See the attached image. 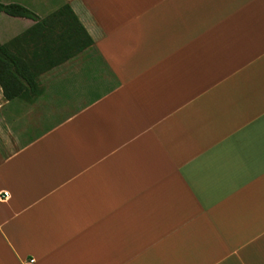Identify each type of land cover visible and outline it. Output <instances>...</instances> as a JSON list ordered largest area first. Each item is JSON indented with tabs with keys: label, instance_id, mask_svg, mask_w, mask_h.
I'll return each mask as SVG.
<instances>
[{
	"label": "crops",
	"instance_id": "obj_1",
	"mask_svg": "<svg viewBox=\"0 0 264 264\" xmlns=\"http://www.w3.org/2000/svg\"><path fill=\"white\" fill-rule=\"evenodd\" d=\"M61 2L80 53L59 6L0 0L38 17L0 45L57 65L0 88V264H264V0Z\"/></svg>",
	"mask_w": 264,
	"mask_h": 264
},
{
	"label": "trees",
	"instance_id": "obj_2",
	"mask_svg": "<svg viewBox=\"0 0 264 264\" xmlns=\"http://www.w3.org/2000/svg\"><path fill=\"white\" fill-rule=\"evenodd\" d=\"M0 13L9 17L38 20L34 13L19 4L0 3ZM52 20L61 22L64 32L68 33L69 38L75 41L74 53H80L92 46V39L68 6L61 7L54 14ZM38 27L41 26L37 25ZM60 37H64V34ZM51 52L50 49H42L36 53L48 56L51 55ZM60 52H65V49L61 47ZM56 66L55 64L24 62L20 57L10 52L5 45H0V88L3 91L4 99L7 101L15 99L35 101L41 95L39 76Z\"/></svg>",
	"mask_w": 264,
	"mask_h": 264
},
{
	"label": "rangeland",
	"instance_id": "obj_3",
	"mask_svg": "<svg viewBox=\"0 0 264 264\" xmlns=\"http://www.w3.org/2000/svg\"><path fill=\"white\" fill-rule=\"evenodd\" d=\"M38 1V5H37V7L35 8V9H37V10H51V9H55V8H57V6H59L62 2H61V0H43V1H46L47 3H45V4H41L40 3V1H42V0H37ZM17 2H21V1H17ZM61 7H63V6H59L58 7V10L61 8ZM24 102H26V100H23ZM46 115H43V114H41V115H39V117H37L36 118V120H37V122L38 121H41L39 124L40 125H37L36 127H34V128H31L28 132H27V134L25 135V137L24 138H29V137H31V136H33V135H35V134H37V133H39L42 129H44V128H47V127H49V126H51V124L54 122V121H56L57 119H59L62 115H54V116H52V117H46V118H44ZM44 118V119H43ZM41 119H43V120H41ZM23 138V139H24Z\"/></svg>",
	"mask_w": 264,
	"mask_h": 264
},
{
	"label": "built area",
	"instance_id": "obj_4",
	"mask_svg": "<svg viewBox=\"0 0 264 264\" xmlns=\"http://www.w3.org/2000/svg\"><path fill=\"white\" fill-rule=\"evenodd\" d=\"M30 262H32V261H30Z\"/></svg>",
	"mask_w": 264,
	"mask_h": 264
}]
</instances>
